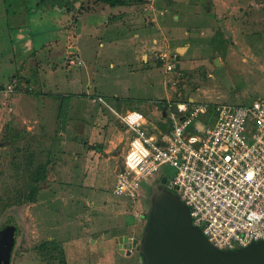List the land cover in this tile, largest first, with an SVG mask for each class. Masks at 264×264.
I'll use <instances>...</instances> for the list:
<instances>
[{"label":"rangeland","instance_id":"374dc122","mask_svg":"<svg viewBox=\"0 0 264 264\" xmlns=\"http://www.w3.org/2000/svg\"><path fill=\"white\" fill-rule=\"evenodd\" d=\"M130 1L128 5L141 6V14L137 12L138 20L159 28L156 62L150 60L147 66L146 62L134 60L131 52L125 59L121 48L114 46V42L107 44L105 36L93 38V49L101 50L96 69L104 71L105 77L95 75L91 81L92 88L87 93L105 95L106 102L115 109L114 95L121 96L124 108L145 113L148 129L154 128L153 125L161 127V114L168 110L169 105L186 104L190 107V101L195 105H206L207 113L195 121V125L201 126L212 120L216 104L239 105L257 98L264 99V0ZM44 5L39 0H0V86L7 85L8 78L17 72V57L22 55L17 49L21 51L24 40L30 38L36 51L33 54L36 62L40 61V70L38 75L33 73L35 68L25 75L31 79L35 91L44 89V92L55 93L66 89L65 83L70 78L67 74L75 70L73 67L67 71L63 57L65 40L61 35L62 24L67 16L70 19V15L59 8ZM76 6L74 14H81L80 21L89 27H98L99 22L108 20L111 13L120 9L118 6L106 7L105 10V5L88 0H83L79 9V5ZM152 12L156 15L157 24L151 21ZM99 40L104 47L99 48ZM45 43H49L53 50L42 49ZM179 48L184 50L179 51ZM13 50L16 51L14 57L11 55ZM161 53L171 56V59L179 55V67L174 61L175 68L167 72V60L161 59ZM91 57L89 54L88 58ZM109 59L114 62L113 69L108 67ZM127 63L133 65L128 66ZM38 81L43 83L40 84L43 88L38 87ZM16 82V91L13 89V93L4 98L10 100L19 114L24 112L28 97L33 98L34 95H15L24 88L21 79ZM82 91H87L83 82ZM84 101L91 106L88 96ZM34 106L38 107L37 103ZM11 112L0 100V232L12 224L25 237L60 238L65 246V253H62L65 264H144L142 238L154 211V198L163 190L182 201L178 191L168 185L153 189L149 185L133 202L132 199L126 201L112 193L111 178L100 179L104 182L103 188L95 186L100 181L97 175L88 180L85 174L84 177L83 173L78 174L71 167V156L63 157L57 153L58 147L49 141L41 140L38 145L19 141L23 135H14L23 131L24 121L11 117ZM118 129L122 133L125 131L121 123ZM124 134L125 143L119 158L124 157L126 141L130 138L128 132ZM70 136L72 134L67 132L61 138ZM62 160L61 168L66 165L69 168L65 175L63 171L58 172ZM115 164H112L113 170L119 168ZM47 166L49 179L41 180L40 186L48 189L36 199L41 206L30 207L26 201L29 185L38 178V168L46 170ZM174 173L175 170L169 166L160 170V175L168 180ZM149 182L159 184L160 178L155 176ZM143 201L146 207L141 208ZM35 215L37 217L34 218ZM125 222L133 227L127 229ZM125 233L139 239L129 255L117 252L112 242L107 243V249L109 246L111 249L107 253L100 252V255L98 244L93 252L94 246L89 243L90 239L113 238ZM7 234L13 238L9 230ZM109 255L110 263L107 260ZM19 257V253L14 256L15 263ZM48 264L62 262L52 258L48 259Z\"/></svg>","mask_w":264,"mask_h":264},{"label":"built area","instance_id":"2783aa9c","mask_svg":"<svg viewBox=\"0 0 264 264\" xmlns=\"http://www.w3.org/2000/svg\"><path fill=\"white\" fill-rule=\"evenodd\" d=\"M16 86L15 80L7 89ZM93 101L107 106L132 133L114 193L136 198L153 177H165L160 170L169 166L175 173L166 178L168 186L178 191L193 226L211 245L235 251L264 241V99L216 104L212 120L201 126L195 121L207 113L206 105H169L168 131L148 129L142 113L120 114L101 96Z\"/></svg>","mask_w":264,"mask_h":264},{"label":"crops","instance_id":"0c3cea01","mask_svg":"<svg viewBox=\"0 0 264 264\" xmlns=\"http://www.w3.org/2000/svg\"><path fill=\"white\" fill-rule=\"evenodd\" d=\"M106 7L110 6L105 5V10ZM140 7V5L132 4L120 6V9L117 10L116 13H111V16L108 20L99 22L98 27H89L86 25V22H81L79 18L81 14L76 15L74 14V12L67 13L64 11L66 14L70 15V19H68L67 16L66 20L62 24L63 26L61 35L62 38L64 35L65 40V51L63 53V57L65 60V67L67 71H69V69L73 67L75 69L67 74L70 78L67 83H65L66 89H64V91L55 93L44 92V89L35 91L36 89L33 87L31 79H28L26 77L25 74L28 73L29 70L31 73L35 68L33 73L37 75L39 74L40 70V66L38 65L40 61L36 62V56L33 55L36 51L32 46L30 38L24 40V47L21 51L17 49L18 52L22 53L21 56L17 57V72L12 73L11 77L8 78L7 85L0 86V100L2 101V104L7 106L10 112L12 111L11 117L16 118L17 120L22 119L24 121L23 131L20 132L17 136L15 134L14 137L23 135V139H20L19 141H23L25 142V144H32L34 142L35 145H38L41 140L49 141V143L54 144L58 147L59 151H56L57 153L59 152V154L63 157L71 156V167L73 170L78 172V174L83 173V177L85 174L86 177H88V180H90L92 177H95V175H97L99 180L111 178L110 180L112 182V186H114L115 184L116 173L121 167L123 160V158H119V156L125 143L124 141L126 134L124 133L128 132L130 134L129 140L126 141L127 149L132 133L119 121V119L107 106L93 101L96 96H101L105 99V95L97 93L94 95H90L89 93H87L88 90L92 88L91 81L95 75L99 74L100 76L104 75L105 77L104 71H99L98 69H96L98 68L97 63L98 60H100L99 55L101 50H99L98 48L93 49L92 43L93 38L95 39L103 35L107 38V44H112L114 42V46L121 48L122 55H125V59L127 53L131 52L134 60L139 59L141 60V62H146L147 66L150 63V60L156 62L155 51L159 46L158 38L160 36L157 35L159 28L158 26L156 27L154 25H146L144 21L138 20L139 16L137 12L140 13ZM152 14L155 15L154 12H152ZM153 15L151 16V21L157 24L156 15L155 17H153ZM127 16L129 17L127 18ZM98 45L99 48L104 47L100 40L98 41ZM48 47L50 48L48 49ZM43 48H45L47 51L53 50L52 46L49 45V43L43 44L42 49ZM183 50L184 48H179V51ZM15 53L16 51L13 50L11 55H13L14 57L16 55ZM89 54H92V57L90 59L88 58ZM81 56L85 57V62L83 61ZM167 57V63L173 64L174 69V61H176L177 67V62L179 63V59L176 60V57H173L171 59V56L168 55ZM107 63L109 69L114 68V62L112 60L109 59ZM127 65L132 66L133 64L127 63ZM165 70L167 72L169 71L166 69V67ZM24 77H26V79H24V88L22 89V92L18 91L19 93H16L15 95H22V97L25 95H34V97H28L27 101H25L26 106L23 107L24 112L18 114V109H16V107H13L10 100H6L4 97L13 93V91L10 92L7 89L9 84H12V82L15 80L17 81V79H21L22 81V78ZM82 82L85 83V86L87 88V91L85 92L82 91ZM36 84L38 85V87L43 85L41 81L36 82ZM86 96H88V99L90 101L88 103L91 106H87L86 102L84 101ZM114 97L117 109L113 108L110 104H107L116 112L123 114L127 111H137L135 109L130 110L124 108L123 101H121L119 98L121 96L115 94ZM36 103L38 107L34 106ZM190 103L193 102L190 101ZM93 105H95L96 107L99 106L101 109H94ZM167 111L168 110H163L161 114V117L163 118V124L161 125V127L153 125L154 128H152V130L168 131L170 129V120ZM151 113L154 114L156 112L151 111ZM142 114L145 117L146 126L148 127L149 121L146 118L145 113ZM119 123H121L125 128V131L123 133L118 129ZM67 132L72 134V136L62 139L61 137H63ZM44 134L46 135L44 136ZM50 134L53 137H51ZM56 141L57 144L55 143ZM69 143H71V146L69 145ZM112 159H114V162ZM62 162L63 160L59 162L60 167L58 168V172L63 171V175H65L69 168L67 165L64 166V168H61ZM113 163L114 165H116L115 163H117L119 165V168L117 167L118 169L116 168L113 170ZM47 168L48 166L45 168L46 170L41 172L40 176L38 175L39 171H37L38 178L36 179L39 180L38 191L35 193L34 199L30 198L29 200H26L30 203V207L39 205L40 203L36 202L37 196L48 189L47 187L40 186L42 182L41 180H45L46 178L49 179V176H47V170L49 168ZM103 184L104 182L100 180L96 182L95 186L103 188ZM88 189H91L90 186L88 187ZM112 193H114V187ZM114 194L116 196H121L116 193ZM29 195H31V193L29 194L28 192L27 196ZM124 198V200L126 201H131L132 199V202L135 199L128 197ZM83 199L84 198H82V200ZM82 200L79 199V202ZM138 202L140 204V201ZM47 203H49V205H53V203L50 201H48ZM143 206L146 207L144 201L141 203V208ZM41 215L42 214L40 213V217H42ZM35 217H37V215H35L34 218ZM125 224L128 226L127 222H125ZM132 227L133 225H130L127 229H130ZM2 230L13 231L15 234L14 238H16L15 240L17 244L24 243L23 249L21 248L23 252H19L21 257H19L16 263L14 262V258L12 259L11 256V253H13L16 248L14 247L15 249H13L11 247V250H9L10 252L8 254V264H13V262L14 264H48V259L52 258L58 260L59 263L62 262V264H65L62 255V253H65V246L61 242L63 240H61L60 238L25 237L23 236L21 231L18 233L17 226L12 224L7 225L6 228ZM104 233L106 234L105 231ZM131 233L133 234V229H131ZM105 234H103L102 236H104ZM118 237H127L128 243L132 241V246L134 240L138 242V240L135 239L136 237H134V235H129L128 233L119 235ZM118 237H101L99 239H90L89 243L93 244L94 246L93 252L96 251L95 248L98 244V253L100 255V252L107 253L106 251L111 249V246H109V248L107 249L108 244H111L110 242H112L114 249H116V251L120 253L119 247H117V244L114 241L115 238ZM128 243L125 246H121L124 248L123 254L126 255H129L127 254V250H130L131 253L133 249V247H131V245ZM108 253H110V251H108ZM107 260H109L108 263H110V261L112 260L110 255L108 256ZM10 261H12V263Z\"/></svg>","mask_w":264,"mask_h":264},{"label":"water","instance_id":"95a60500","mask_svg":"<svg viewBox=\"0 0 264 264\" xmlns=\"http://www.w3.org/2000/svg\"><path fill=\"white\" fill-rule=\"evenodd\" d=\"M163 185H168L166 177L159 184H151V188ZM114 241L123 254L121 246L127 245L128 238L118 237ZM4 245L0 242V249ZM141 255L144 264H264V241L235 251L218 250L193 226L186 205L162 190L154 198V211L142 238Z\"/></svg>","mask_w":264,"mask_h":264},{"label":"trees","instance_id":"16d2710c","mask_svg":"<svg viewBox=\"0 0 264 264\" xmlns=\"http://www.w3.org/2000/svg\"><path fill=\"white\" fill-rule=\"evenodd\" d=\"M88 1H92L93 3L96 4H105L108 5L110 7H117V6H124V5H128L129 2H131L130 0H88ZM137 1V0H136ZM39 3L41 4H45L44 6H49L51 8H59L67 13H71L74 10H76V5H79V7L77 9H79L80 7H82V3L83 0H39ZM22 82L24 83V79H26V77L22 78ZM43 168L39 167L38 171H39V176L41 174ZM38 179H34L33 182L31 183L30 190H29V194L31 193V195L27 196L26 199H34L35 193L38 191ZM148 187V186H146Z\"/></svg>","mask_w":264,"mask_h":264},{"label":"flooded vegetation","instance_id":"af4514ba","mask_svg":"<svg viewBox=\"0 0 264 264\" xmlns=\"http://www.w3.org/2000/svg\"><path fill=\"white\" fill-rule=\"evenodd\" d=\"M160 178V177H159ZM151 186V185H150ZM149 187V185H148ZM147 187H144V189H146ZM142 191V190H141ZM141 193V192H140ZM12 232L13 234V238H9L8 234H7V230H1L0 232V237H6V238H0V242L3 243L4 242V246L2 247V249H0V264H2L3 262L5 263H8V254H9V250H11V247L13 249H15V251H13V253H11V256H12V259L14 258V256H17V254L20 252L22 253L23 251L21 250V248L23 249L24 247V243H20V244H17L16 242V238H14V232L13 231H10ZM139 240V239H138ZM12 241V243L10 244V242ZM138 243V242H137ZM128 244L131 245L132 247V241H130ZM10 246V248H9ZM15 247V248H14ZM134 249H136V246L134 247ZM21 257V256H20ZM11 259V260H12ZM12 263V261H10Z\"/></svg>","mask_w":264,"mask_h":264}]
</instances>
